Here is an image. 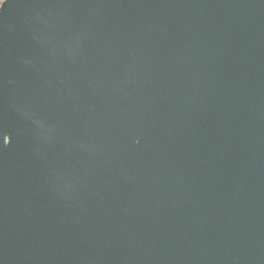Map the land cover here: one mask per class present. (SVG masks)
<instances>
[{"label": "water", "instance_id": "water-1", "mask_svg": "<svg viewBox=\"0 0 264 264\" xmlns=\"http://www.w3.org/2000/svg\"><path fill=\"white\" fill-rule=\"evenodd\" d=\"M0 264H264V0H4Z\"/></svg>", "mask_w": 264, "mask_h": 264}, {"label": "built area", "instance_id": "built-area-1", "mask_svg": "<svg viewBox=\"0 0 264 264\" xmlns=\"http://www.w3.org/2000/svg\"><path fill=\"white\" fill-rule=\"evenodd\" d=\"M4 0H2V2H0V7H1V4L3 3Z\"/></svg>", "mask_w": 264, "mask_h": 264}, {"label": "clouds", "instance_id": "clouds-1", "mask_svg": "<svg viewBox=\"0 0 264 264\" xmlns=\"http://www.w3.org/2000/svg\"><path fill=\"white\" fill-rule=\"evenodd\" d=\"M0 2H2V0H0Z\"/></svg>", "mask_w": 264, "mask_h": 264}]
</instances>
